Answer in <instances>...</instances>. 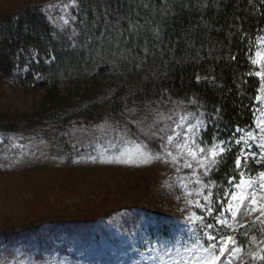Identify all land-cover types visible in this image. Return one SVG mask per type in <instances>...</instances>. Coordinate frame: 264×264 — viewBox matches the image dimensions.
Returning a JSON list of instances; mask_svg holds the SVG:
<instances>
[{"label": "trees", "instance_id": "16d2710c", "mask_svg": "<svg viewBox=\"0 0 264 264\" xmlns=\"http://www.w3.org/2000/svg\"><path fill=\"white\" fill-rule=\"evenodd\" d=\"M76 3L80 10L72 7L74 30L54 25L40 2H19L0 13V83L42 92L41 100L29 110L0 106V130L29 131L45 124L64 128L73 120H111L126 125L139 137V125L133 121H139L136 117L148 103L163 98L183 100L190 110L214 117L215 110H220L215 125L206 121L211 125L204 134L208 145L218 143L213 140L217 135L228 139L237 126L242 131L255 129L252 109L259 115L260 103L255 97L260 93V82L248 73L259 67L251 65L249 57L253 58L264 33V0ZM106 5L114 13L108 16L112 30L107 33ZM117 16L125 18L117 21ZM129 18L141 26L138 36L133 37L135 43L121 41L117 47V30H127ZM157 29L159 41L153 34ZM127 37L125 31L124 39ZM33 51L36 61L32 60ZM50 56L56 57L54 62H48ZM26 67L30 69L27 72L23 71ZM234 155L235 149L213 176L220 184L233 174ZM66 163L79 166L71 158ZM248 163L246 174L264 169L251 160ZM246 225L247 229L236 231L239 240L262 230L254 221ZM17 228L4 232L15 234Z\"/></svg>", "mask_w": 264, "mask_h": 264}, {"label": "rangeland", "instance_id": "374dc122", "mask_svg": "<svg viewBox=\"0 0 264 264\" xmlns=\"http://www.w3.org/2000/svg\"><path fill=\"white\" fill-rule=\"evenodd\" d=\"M19 2H40L58 28H75L73 0H0V13ZM62 16L69 20L67 25ZM41 93L0 83V106L29 110L41 100ZM143 108L136 117L139 121H133L139 125V137L111 120L0 130V264H172L161 246L172 248L198 238L200 233L193 235L184 219L195 210L185 202L186 191L193 190L190 170L178 172L162 161L143 164L134 153L133 164L119 163L113 145L123 140L149 143L144 133L153 124L168 130L181 115L192 121L201 113L190 110L183 100L166 98ZM252 131L258 139L259 130ZM246 132L241 133L245 138ZM67 158L79 166L69 165ZM258 173L245 178L255 182ZM260 203L264 200L258 192ZM258 217L264 219L259 212L249 215L241 208L236 230ZM18 226L15 234L4 232ZM229 235L242 247L233 264H261L264 229L247 240ZM148 243L159 249L155 254L160 260H141L132 251L146 252Z\"/></svg>", "mask_w": 264, "mask_h": 264}, {"label": "snow or ice", "instance_id": "6c2138e0", "mask_svg": "<svg viewBox=\"0 0 264 264\" xmlns=\"http://www.w3.org/2000/svg\"><path fill=\"white\" fill-rule=\"evenodd\" d=\"M67 7V5H65ZM72 7L77 11L80 6L73 0ZM114 14L110 6L106 5L104 10L105 32L112 30L111 22L108 16ZM117 21L125 17L117 16ZM63 23L67 25L69 20L61 17ZM75 21L76 17H71ZM141 26L132 23L128 20L127 30L118 29V36L120 40L116 41L117 47L122 41L127 44L129 41L135 43L133 37L138 36L139 28ZM125 31L128 33L127 40L124 39ZM155 39H161L160 31L154 30ZM104 35V33H102ZM109 46L112 40L109 37ZM259 45H264V37L259 38ZM253 45L249 42L248 48L251 51ZM144 52L148 53L147 41L143 46ZM131 51V49H127ZM55 56H50L49 63L54 62ZM235 60V56L230 57ZM251 65H259V69L254 73L249 72L248 76H255L259 79L261 95H257L255 99L264 103V50L255 51V58L249 57ZM32 60L36 61L37 57L33 51ZM38 62V61H37ZM115 66V62H113ZM29 68L23 71H29ZM42 79L43 77L38 76ZM197 82H200V77H196ZM214 83V81H209ZM200 105H197L199 108ZM216 116L212 114L196 115L195 119L190 121L184 115L178 118L175 127L168 130L160 128L153 124L144 133L145 138L149 143H134L128 140H123L120 145H113L119 153L114 157L116 162L133 164V153L139 159L140 163L149 164L153 161H162L176 166V171L181 169L190 170V178L192 181L193 190L186 191V204L189 205L192 211L185 216V222L189 226L193 235L200 233L198 238L189 244L180 246H161L164 248V255L172 259V264H233L234 258L242 251V247L237 243V239L229 232H235L239 221L237 220L241 208L245 210L246 214H253L259 212L260 217H264V203L258 204L259 199L264 200V171L258 173V180L253 181L250 177L245 178L246 170H249V160L257 166L264 167V109L259 111L252 109L253 124L259 130V138L254 135L252 130H248L245 135H240L241 127L237 126L228 139H220L219 136L213 138L212 146L208 147V141L204 139V134L207 128L215 125L218 122L220 110L216 109ZM206 121H211L209 125ZM155 129V130H154ZM239 136V138H237ZM155 142V143H153ZM150 145H152L150 147ZM233 174L228 176L225 184H220L213 176L220 171L222 165L227 163L228 156L233 153ZM255 149V150H253ZM175 150V154H174ZM181 161L183 163L181 164ZM183 189H187V184H182ZM215 191V195H214ZM219 196V199L216 196ZM231 217V221L229 220ZM254 221V226L258 229H264V219L257 218ZM247 229L248 225H240ZM243 235V234H241ZM147 251L141 252L138 248H133L141 260H150L156 262L160 257L156 255L159 249L148 243ZM264 253V249H261ZM175 253V255H173ZM177 257L179 259H177ZM255 259L256 257L253 256ZM259 259L264 261V254L259 255Z\"/></svg>", "mask_w": 264, "mask_h": 264}]
</instances>
